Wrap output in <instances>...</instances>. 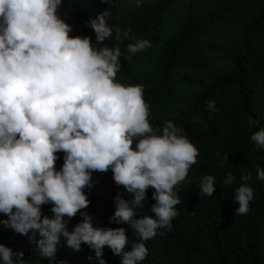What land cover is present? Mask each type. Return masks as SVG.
<instances>
[{
	"label": "clouds",
	"instance_id": "9594fccd",
	"mask_svg": "<svg viewBox=\"0 0 264 264\" xmlns=\"http://www.w3.org/2000/svg\"><path fill=\"white\" fill-rule=\"evenodd\" d=\"M61 4L0 0V213L7 217L0 224L22 235L32 230L29 240L40 237V256L50 264L62 238L73 251L87 245L98 264H106L105 246L121 257V264H141L149 255L143 241L159 229L171 231L175 206L181 203L174 189L196 163L198 149L170 121L161 134L154 132L142 86L115 82L120 48L98 50L91 37L70 36L72 26L58 14ZM108 17L105 11L88 21L96 45L115 31L118 42L134 40L127 45L129 56L151 47L149 40L110 25ZM208 108L215 110V102L208 101ZM250 139L264 149V127ZM61 152L63 164L57 169ZM109 170L115 184L130 194L125 199L117 193L109 222L127 229L94 226L93 217L82 211L90 204L85 189L95 183L92 173ZM257 179L264 180V170L257 169ZM241 180L251 176L242 174ZM234 181L229 172L223 183ZM150 187L153 215L139 216ZM214 191L215 178L204 176L198 195ZM253 198L248 183L237 187L233 215L247 214ZM45 204H51V216L42 214ZM78 213L82 220L69 231V220ZM129 228L140 241H129ZM23 257V251L0 244L3 264H26Z\"/></svg>",
	"mask_w": 264,
	"mask_h": 264
},
{
	"label": "trees",
	"instance_id": "16d2710c",
	"mask_svg": "<svg viewBox=\"0 0 264 264\" xmlns=\"http://www.w3.org/2000/svg\"><path fill=\"white\" fill-rule=\"evenodd\" d=\"M105 11L110 25L149 40L151 47L129 56L127 45L134 40L118 42L115 31L96 45L88 21ZM58 14L72 26L70 36H89L98 50L118 46L115 82L142 86L156 134L170 121L198 149L196 163L174 189L181 203L175 206L178 215L171 231L159 229L143 241L149 255L141 264H264V180L257 179V169L264 170V149L250 139L264 127V0H140L139 5L137 0H62ZM208 101L215 102V110H209ZM63 155L57 153V169ZM229 172L235 181L225 185ZM242 174L251 180L242 181ZM206 175L215 178L211 196L198 195ZM92 177L94 185L85 189L90 204L82 211L93 217L94 226L127 229L126 224L110 223L109 217L117 193L125 199L130 194L115 184L111 170L93 172ZM242 183L253 189L254 198L247 214L233 215L238 207L234 190ZM153 191L147 190L139 216L153 215ZM50 208L51 204L43 205L42 214L51 216ZM6 218L0 213V220ZM81 220L79 213L72 217L68 230ZM31 235L32 230L22 235L0 224V244L23 251L26 264H50L40 256V237L29 240ZM127 236L140 241L131 228ZM102 258L106 264H121V257L107 246ZM61 260L98 264L87 245L73 251L63 238L51 264Z\"/></svg>",
	"mask_w": 264,
	"mask_h": 264
}]
</instances>
